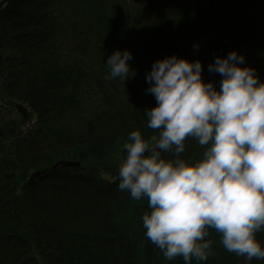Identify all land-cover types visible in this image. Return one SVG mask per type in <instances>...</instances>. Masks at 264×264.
<instances>
[{
	"label": "trees",
	"instance_id": "obj_1",
	"mask_svg": "<svg viewBox=\"0 0 264 264\" xmlns=\"http://www.w3.org/2000/svg\"><path fill=\"white\" fill-rule=\"evenodd\" d=\"M156 39L199 59L217 88L221 77L208 65L233 50L264 81V0H9L0 10V264H184L146 237L147 199L117 186L131 131L156 135L144 116L156 106L151 68L137 60L174 55ZM125 49L134 76L106 78L108 56ZM12 101L35 110L36 130H20ZM185 143L195 160L203 149ZM58 159L81 166L29 181ZM209 232L211 255L191 264H246ZM256 236L264 246V230Z\"/></svg>",
	"mask_w": 264,
	"mask_h": 264
},
{
	"label": "clouds",
	"instance_id": "obj_2",
	"mask_svg": "<svg viewBox=\"0 0 264 264\" xmlns=\"http://www.w3.org/2000/svg\"><path fill=\"white\" fill-rule=\"evenodd\" d=\"M132 59L130 50H115L106 78L134 76ZM208 71L220 75L219 88L203 79L199 59L174 54L153 62L146 79L156 106L144 116L156 135L146 140L131 131L117 186L134 200L147 199L145 235L168 261H207L209 229L246 264L264 260L256 236L264 230V81L235 50L217 56ZM188 139L203 149L195 160L184 156Z\"/></svg>",
	"mask_w": 264,
	"mask_h": 264
},
{
	"label": "bare ground",
	"instance_id": "obj_3",
	"mask_svg": "<svg viewBox=\"0 0 264 264\" xmlns=\"http://www.w3.org/2000/svg\"><path fill=\"white\" fill-rule=\"evenodd\" d=\"M138 33H140V30L138 31ZM154 42H155V46H156L158 49H160V48H164V49L167 50V51H171V52H173V54H179L180 51H181L178 47H176V46H174V45H170V44H169V45H164V44L160 43L159 39H156ZM152 47H153V50H154V44H153V42H152ZM137 60L140 61L141 63H144L145 66L151 68L153 62L156 61V60H159V59L154 58V57H152V56L150 55L149 57H141V58H137ZM129 65H130V68H131L132 70H134V68H133L134 66L131 65V64H129ZM134 72H135V70H134ZM129 75H131V73H129ZM131 101L133 102V99H131Z\"/></svg>",
	"mask_w": 264,
	"mask_h": 264
}]
</instances>
